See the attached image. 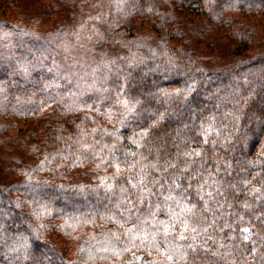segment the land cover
<instances>
[{"label": "trees", "instance_id": "1", "mask_svg": "<svg viewBox=\"0 0 264 264\" xmlns=\"http://www.w3.org/2000/svg\"><path fill=\"white\" fill-rule=\"evenodd\" d=\"M2 1L4 7L18 5ZM173 5L226 29L233 56L217 63L203 59L176 46L174 40L183 39L176 30L169 39H158L164 24L171 23ZM90 6L79 29L60 27L55 34L3 17L6 9L0 12V142L13 128L8 119L36 120L62 109L85 116L75 125L47 122V139L32 147L36 153L20 167L19 180L0 183V264H126V258L138 253L151 261L153 256L137 248L120 258L88 259L89 250L95 254L98 242L117 228L108 217L116 211L119 191L104 187L113 182L104 178L115 172L100 158L107 153L104 145L122 138L118 155L123 158V151H136L131 140L142 129L149 136L141 151L150 160L159 151L161 162L171 160L183 168L184 157L177 154L200 149L203 156L196 158L189 175L201 164L205 175L215 172L217 162L227 159L231 167L227 172L221 168L217 175L223 192L218 199L232 205L225 207L226 213L252 220L260 236H253L255 243L241 244L239 235L235 241L225 239L231 255L216 258L217 264H261L264 228L255 217L264 212V201L256 199L264 193V0H122L119 10L115 0H93ZM136 20L146 22L147 30L155 34H134ZM63 35L65 42L81 39L99 47L87 56L83 71L74 66V74L68 73ZM125 98L141 101L137 114L128 119L118 103ZM209 124L213 131L205 144L202 128ZM84 143L91 150H85ZM68 166H90L91 178L83 183L67 179ZM174 171L169 169V174ZM201 180L192 181L188 195L193 202L198 201L196 185ZM115 183L126 185L127 180L122 177ZM254 188L260 192L254 193ZM245 203L253 207L245 209ZM159 218L167 217L161 212ZM46 230L50 238L44 235ZM230 231L225 229L224 236ZM18 242L26 248L13 251ZM208 243L216 247L211 240ZM66 245L75 253L72 257L64 254Z\"/></svg>", "mask_w": 264, "mask_h": 264}, {"label": "snow or ice", "instance_id": "2", "mask_svg": "<svg viewBox=\"0 0 264 264\" xmlns=\"http://www.w3.org/2000/svg\"><path fill=\"white\" fill-rule=\"evenodd\" d=\"M115 3L119 10L122 0H115ZM118 103L123 106L122 115L128 119L137 114V105L141 101L137 100L133 103L125 98ZM158 123L159 121L154 122L153 126ZM92 131L95 133L97 129ZM202 131L206 144L209 134L213 131L212 125L203 127ZM104 133L114 135L107 133V130H104ZM148 136L149 131L142 129L139 135L131 140L136 151H123V158L118 155L121 151L120 137H116L110 145H104L107 149L105 155L97 154L102 160L115 167L113 175L104 178L105 181L113 182L105 183L104 187L108 192L119 191L116 211L108 217L117 228L106 234L103 241L98 242L99 247L96 248L95 254L89 250L88 259L94 260L97 255L101 260L120 258L124 253L137 248L144 249L148 255L153 256L151 261H142V264H217L216 258L231 255V249H228V245L223 242L225 239L235 241L239 235L241 244L246 241L255 243L253 236H260V232H254L253 221L245 220L243 215L237 213H226L225 207L230 209L232 205H226L225 201L218 199L223 196V192L222 181L217 179V175L221 168L227 172L231 167L227 159L217 162L215 172L209 170L205 175L201 170L203 168L201 164L200 169L189 175L192 165L197 163L196 158L203 156L200 149L178 153V158L184 157V167L179 168V165L171 160L161 162L159 151L155 160H150L141 151ZM82 147L85 150L92 148L87 143ZM169 169L175 171L169 174ZM122 177L126 178L127 184H116L115 181ZM201 177L202 180L196 185L198 201L193 202L188 192L193 188L192 181ZM185 180H187L186 186ZM253 192H260V189L254 188ZM153 197L156 199L153 200ZM256 199L264 201V193ZM252 207L253 205L249 203L244 204L245 209ZM161 212L165 213L166 219L159 218ZM255 221L264 228V212L256 216ZM245 224L247 226L241 227ZM225 229L231 230L227 237L224 236ZM260 238L264 241V236ZM210 240L216 245L215 248L209 245ZM20 248H26V244L18 242V247L13 251H19ZM80 251L83 253L85 249L81 248ZM252 251L256 252V248ZM137 259L141 258L137 257ZM244 264H247V261H244ZM261 264H264V257L261 258Z\"/></svg>", "mask_w": 264, "mask_h": 264}, {"label": "rangeland", "instance_id": "3", "mask_svg": "<svg viewBox=\"0 0 264 264\" xmlns=\"http://www.w3.org/2000/svg\"><path fill=\"white\" fill-rule=\"evenodd\" d=\"M12 1L18 5L12 6L8 4L4 7L3 4H6V2L0 0V12L6 9V11H3L5 14L3 17L15 19L20 23L33 26L37 30H50L49 34H55L56 30L60 27L65 28L66 31L67 29H76L77 27L79 29V24H81L84 17L92 11L90 4L93 0ZM169 12V16L172 19L171 23L169 25L164 24L163 29L157 34L158 39L167 40L170 38L171 30H176L178 31V35H183V41L178 38L174 40L177 42V44L175 43L176 46L186 47L203 59L217 63V61H228L233 56L234 44L226 29L216 28L211 23H206L205 18L201 17L198 13L190 12L184 8H177L175 5H173ZM251 21L259 22L260 20L252 18ZM141 22L144 21L136 20L132 22L134 27V31L132 32L134 34L140 32L155 34L147 30L145 27L146 22H144V25L140 24ZM65 39L67 41L68 38ZM155 39L157 40V37ZM60 40L65 53L68 54L66 59L68 62L63 63L68 68H71L68 71L71 75L74 74L71 72L74 66H80L82 70L88 58L87 56L91 55L93 49L97 50L99 48L96 44L92 45L81 39H68L65 42L64 35L60 37ZM109 40V38L105 39L106 43ZM171 41L173 42V40ZM104 46L110 48L109 45H101L100 48ZM79 80L80 78H78ZM84 117L82 113H67V111H63L62 109L52 111L45 117H40L36 120H6V123L13 124V128L4 135V139L0 142V183L9 184L19 180L21 175L19 171L20 167L23 164L30 163L33 153H36L32 147L43 145L47 139L46 136L50 132V128L48 129L46 125L47 122L54 121L57 127L64 125L66 122L75 125L84 120ZM90 173V166L82 169L68 166L65 176L69 180L83 183L91 178ZM44 235L48 238L52 236L48 230L45 231ZM62 247L65 246L62 244ZM62 250L69 257L75 254L68 246L67 248H62ZM137 257L141 259H137ZM142 261H148L147 256L142 253L131 254L129 258L125 259L126 264H138L142 263Z\"/></svg>", "mask_w": 264, "mask_h": 264}]
</instances>
